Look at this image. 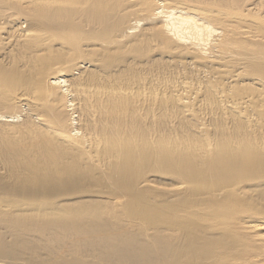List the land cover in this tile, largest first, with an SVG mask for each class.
Returning <instances> with one entry per match:
<instances>
[{
  "label": "bare ground",
  "instance_id": "6f19581e",
  "mask_svg": "<svg viewBox=\"0 0 264 264\" xmlns=\"http://www.w3.org/2000/svg\"><path fill=\"white\" fill-rule=\"evenodd\" d=\"M0 264H264V0H0Z\"/></svg>",
  "mask_w": 264,
  "mask_h": 264
}]
</instances>
